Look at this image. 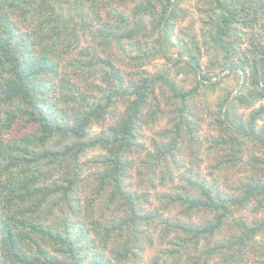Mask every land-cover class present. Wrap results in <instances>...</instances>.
<instances>
[{
    "label": "trees",
    "instance_id": "1",
    "mask_svg": "<svg viewBox=\"0 0 264 264\" xmlns=\"http://www.w3.org/2000/svg\"><path fill=\"white\" fill-rule=\"evenodd\" d=\"M58 1L0 0V264H138L141 239L150 243L152 239L144 225L154 224L165 225L166 234L172 228L180 233L171 236L169 243L176 247L168 250L164 264H264V243L256 241L264 230V216L252 225L240 218L229 221L235 232L225 240L217 238L232 207H244L252 199L259 209L264 207V158L250 150L245 155L247 142L264 148V125L256 126L264 115V103L246 119L238 113L241 106L264 99V0H203L202 35L223 52L222 63L211 64L219 72H238L242 78L236 92H229L210 112L219 133L217 139H210L220 149L216 168L219 174L230 166H244L241 170L249 172L237 184V195L220 194L214 184L206 186L196 179L190 186L193 190L160 197L166 210L184 206L186 218L201 210L213 215L203 226L170 222L161 214L146 212L140 204L147 194L131 192L123 184L132 168L127 157L142 148V121L154 123L175 113L167 118L172 124L165 132L171 134L169 144L147 152L148 162L141 160L150 186L156 166L174 161L179 142L196 136L199 118L188 102L194 89L218 85L216 76L202 71L193 37L189 38L192 46L182 42L176 58L163 50L181 10L178 0H66L67 16L57 12ZM112 1L133 3L132 17L142 15L141 23L130 22L125 13L112 8L120 24L95 25L100 7H111ZM258 25L262 35L243 49V35H251ZM87 34L101 38L105 45L115 42L135 65L132 75L138 79L126 82L111 55L82 45ZM144 36H154L156 46L143 43ZM14 41H19L16 46ZM160 56L173 60L172 68L178 72L182 62L196 86L185 90L171 78L170 69L150 73L141 68L148 57ZM119 103L124 109L107 132L90 134L92 126L103 123ZM148 107V116L142 118ZM22 117L34 128L18 144L7 136ZM99 146L107 156L93 163L104 169L87 174L89 179L84 181L79 157ZM81 181L94 193L88 202L73 196ZM117 199L122 201L123 216L121 205L110 210ZM53 213L58 215L56 227L44 223L52 220ZM85 239L92 240L91 245ZM201 239L204 244L199 247ZM95 244L103 255L95 251L88 256Z\"/></svg>",
    "mask_w": 264,
    "mask_h": 264
},
{
    "label": "rangeland",
    "instance_id": "2",
    "mask_svg": "<svg viewBox=\"0 0 264 264\" xmlns=\"http://www.w3.org/2000/svg\"><path fill=\"white\" fill-rule=\"evenodd\" d=\"M178 2V7L180 6L181 10L175 21H173L170 40L165 43V45L163 46V50L171 58H176V56L180 52L182 42H188L189 46H192L189 38L193 37V40L195 41L197 46V52L202 71L208 72V74L213 77L216 76L219 80L218 85L214 89H211L207 86H197V88L194 89V92L192 93V96L189 97L188 102L191 109L195 112L194 114L198 115L199 118L196 124V136L193 140L185 139L182 142H179V148L173 155L174 161L167 160L166 162H160L156 166V169H154L153 184L150 186H147V183L145 182L146 167L141 163V160L145 159V161L148 162L149 157H145V154L147 152L155 153V151L157 150L156 146L160 147L161 145H163V143L169 144V142L171 141V134L165 132L170 130L172 124H169V122L167 121L168 119H171L173 116H175V113L166 114L163 117L161 116L154 123H152V121L150 120L147 123L142 121V132L139 143V146H142V148L141 150L135 151L133 154H130L127 157V160L132 163V168L127 171L128 173L123 180V184H127V190L129 189L131 192H136L138 194H147L146 202L140 204L146 212L161 214V218H164L170 222L179 220L184 223L199 224L203 226L204 221L207 219L211 220L213 215L205 214V212L201 210L191 212V217L186 218V216L182 214L184 206L176 205L174 206V208H167L166 210V202H164L160 197L164 194L175 195L176 193H180L181 190H187V192H189L190 190L194 189L193 187L192 189L190 186L196 179L202 181V183L206 186L214 184L220 194H238V190H236L237 184H240L241 180L245 181L247 179L246 175L249 172L241 170V168H245L244 166H230L223 170L222 173L225 175H223L222 173L219 174L216 165L220 159V149L218 146H215V143H212L210 140L217 139L219 133L218 129L213 123V116L210 114V112L215 109V103H218L220 100H222L229 92H236V89L239 87V83H241L242 78L238 72H219V67L211 64L212 61L222 63L223 52L215 45L210 44L208 40H206L202 35V32L205 30V26L202 23V18H204L205 13L202 11V9L206 8L203 0H178ZM66 6V0H60L55 4L57 12L65 16H67ZM87 8L88 7H86L85 10H87ZM112 8H115L117 12L125 13L126 16L130 19V22L136 21L137 23H141V21L143 20L142 15H138L136 18L132 17L134 8L133 3L125 1L124 4H119L117 1H112L111 7H100L98 11L100 20L95 19V25L101 27L103 24H105V22L107 24H114V22L120 24L119 21L116 20L114 16H112ZM88 14L91 18H95L91 13ZM258 27L259 25L253 27L251 35L250 32L248 33V31L244 29L245 32L248 33V35L245 34L242 37L241 46L243 49L248 48L250 44L252 45L253 40L256 36H258L259 34V36L262 35V29L260 27L259 29ZM90 33H92V31ZM27 34L29 36V33ZM29 39H31L30 36ZM83 39L85 40L82 42V45L89 44L102 55L107 53L111 55L114 66L120 70L121 77L125 79L126 82H133L138 79L135 74L132 75L135 70V65L128 61L127 54L122 51L117 45H115V42L111 43L110 45H105L101 38L99 39L97 37H94L93 34H87ZM140 40L143 41V43H146L148 47L152 45L156 46V44L154 43V36H144ZM18 42L19 41H14L15 46L18 44ZM133 44L135 46L136 42L134 41ZM172 64L173 60H166L162 56L156 58L148 57L145 62L141 63V68L150 73H156L164 69H170L171 78H173L178 85L183 86L185 90L194 88L196 85L192 80V75H187L184 70L185 68H183V63H180V68L182 69H179V72L176 71V67L172 68ZM263 103L264 99L255 101L250 107L241 106V108L238 109V113L241 114L242 118L246 119L249 117V114L252 110ZM175 106L177 105L175 104ZM149 107L146 108V110L144 109V111L142 112V118L148 116L149 111L152 108L150 107L149 109ZM123 109L124 105L119 103L117 105V108L114 111H111V113L108 115V117H106L103 123L95 124L92 126V128L90 129V134H98L101 130H104V133L107 132L106 128H108V126L112 125L115 122ZM3 116L4 114H1V117ZM24 118L25 117H22L21 120L15 121V123L17 124L15 126L16 129L10 131L7 136H13L12 138L17 139L16 143L18 144H21V142L25 139L27 133L30 134V132L34 128L33 125L26 123ZM260 125H264V115H261L256 120V126ZM20 132L21 135L19 134ZM196 143L199 148L196 147ZM245 148V155L250 150L249 152H254L256 155L264 158V148L262 146L257 147L255 143L247 142ZM105 156H107V151L100 146L89 149L82 155H80L79 163L83 166L81 179L86 181L89 179V177H87V174L103 170L104 167L99 163L94 164L93 159L100 160ZM195 156H197V161L192 163ZM244 157L242 158V162H244V159L246 158ZM139 171L140 175L138 173ZM91 179L90 182L91 184H93ZM84 181L79 182L77 190L73 194V196L75 195V197L81 202H88L89 199L94 196V193L91 189L87 188V184L85 186L86 182ZM184 186L185 188L182 189ZM194 193L198 195L196 192ZM194 193L192 194L195 195ZM101 199H104V197H102ZM121 202L122 201L120 199L115 200L114 203H112L110 210H116L118 205H121L120 214L121 216H123L125 214L122 211L124 210V207ZM98 213L99 210H97L94 214L97 215ZM106 213H109V211H107ZM57 216V214L53 213L52 220L45 221L44 223H49L51 224V226L56 227ZM263 216L264 207L259 209L257 202L253 199L249 201L244 207H232L228 219L220 230L221 235L217 234V238H222L223 240H225L233 232H235L232 230L236 228H232L231 225H229L230 222H234L236 220L239 221L240 218L241 220L244 219L247 224L252 225ZM154 225H144L146 232H148L152 236V239L151 243L144 238L141 239L142 251L139 254L140 262L138 264H154V261L158 262L157 264H164V260L168 250L174 249L176 247L174 243L171 244L169 242L171 240V236L176 237V235H180V233L172 228L170 229L169 233L166 234L164 230V228H166L165 225ZM90 236L92 238H95L94 235L90 234ZM217 238L215 237L214 239ZM95 240L98 241V238H95ZM256 241L264 243V230L256 235ZM84 242L87 245H91L92 240L90 242L88 239H85ZM203 244L204 240L201 239L199 247ZM96 245L97 244L94 245L93 251L91 250V252L87 253L88 256L95 251H97V255H103V251L98 248L99 246ZM48 249L51 250L50 247H48ZM258 254L259 252L254 255L253 258L257 257ZM106 255L107 254L105 252L104 257L107 258ZM257 259H259V257H257ZM257 259L255 258V260ZM105 263L106 261L103 262V264ZM84 264H88V261H84Z\"/></svg>",
    "mask_w": 264,
    "mask_h": 264
}]
</instances>
